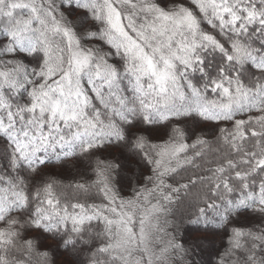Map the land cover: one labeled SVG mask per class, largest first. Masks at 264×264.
Returning a JSON list of instances; mask_svg holds the SVG:
<instances>
[{"label": "snow or ice", "instance_id": "1", "mask_svg": "<svg viewBox=\"0 0 264 264\" xmlns=\"http://www.w3.org/2000/svg\"><path fill=\"white\" fill-rule=\"evenodd\" d=\"M0 264H264V0H0Z\"/></svg>", "mask_w": 264, "mask_h": 264}, {"label": "trees", "instance_id": "2", "mask_svg": "<svg viewBox=\"0 0 264 264\" xmlns=\"http://www.w3.org/2000/svg\"><path fill=\"white\" fill-rule=\"evenodd\" d=\"M125 195H127L128 193L125 192L124 193ZM184 209L183 208H180L179 211H183ZM223 250V243L221 241V238L220 237H215L214 238V243L210 246L209 250L210 251V254L207 256V259H211L213 261H215L216 259V253L218 251H222Z\"/></svg>", "mask_w": 264, "mask_h": 264}, {"label": "rangeland", "instance_id": "3", "mask_svg": "<svg viewBox=\"0 0 264 264\" xmlns=\"http://www.w3.org/2000/svg\"><path fill=\"white\" fill-rule=\"evenodd\" d=\"M210 254V251H206L205 253H204V257H205V259H207V256ZM207 255V256H206Z\"/></svg>", "mask_w": 264, "mask_h": 264}]
</instances>
